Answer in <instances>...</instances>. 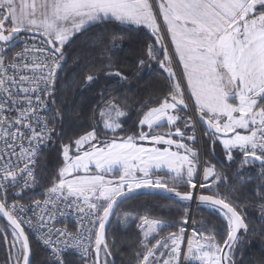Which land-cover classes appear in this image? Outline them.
<instances>
[{
	"label": "snow or ice",
	"instance_id": "6c2138e0",
	"mask_svg": "<svg viewBox=\"0 0 264 264\" xmlns=\"http://www.w3.org/2000/svg\"><path fill=\"white\" fill-rule=\"evenodd\" d=\"M142 27L153 42L125 49ZM93 29L73 87L95 93L96 122L68 135L56 127L65 119L56 104L66 55ZM157 69L166 74L163 88L150 101L136 98L129 132L126 92ZM54 145L62 166L44 198L26 202ZM248 186L251 202L236 195ZM141 194L173 199L183 211L172 224L140 218L131 264H243L242 243L257 235L245 208L258 203L264 221V0H0L4 264H73V250L82 264H117L110 220ZM192 204L222 217L219 240L190 215ZM66 216L77 218L75 230L58 226ZM33 234L47 250L42 261Z\"/></svg>",
	"mask_w": 264,
	"mask_h": 264
},
{
	"label": "trees",
	"instance_id": "16d2710c",
	"mask_svg": "<svg viewBox=\"0 0 264 264\" xmlns=\"http://www.w3.org/2000/svg\"><path fill=\"white\" fill-rule=\"evenodd\" d=\"M99 30L93 29L82 39L77 40L68 49L66 55L65 73L62 77L64 83V92L59 96L56 107L65 114V119L62 123L58 122L57 129H63L68 135H73L75 132H82L85 129L95 124V118L92 116V110L96 107V96L94 92H87L83 89L73 87V82L79 77L78 71L79 62L78 57L84 54L86 46L90 45L98 35ZM134 39L126 40L123 42L124 48L127 49L129 45L134 47L142 46L145 42L152 43L153 38L151 34L142 29H138L132 33ZM126 60H134L135 55L128 52L123 53ZM130 69L125 68V71ZM166 75L160 70L157 71H145L141 73L136 79L131 82V92H126L129 97L130 106L132 111L128 117H125L128 122L125 128L131 132L132 128L136 126V122L139 117V111L135 108L136 98L139 97L143 100L150 101L155 99L161 92L164 85L163 76ZM57 146L54 145L53 151L46 154L45 160L46 171L43 173V182L33 190L32 193L26 197V201L33 199H39L40 195L48 186H50L52 180L56 177L54 173L62 166L60 162L59 153L56 151ZM219 156V153H217ZM210 160L214 158L207 157ZM218 171H224L217 165ZM228 172H234V169H228ZM236 195L241 200L254 201L256 200V193L251 186L245 188L237 187ZM239 202V200L237 201ZM192 207V205H191ZM182 208L177 207L175 201L152 196H142L134 198L117 211L116 215L110 224L107 232V238L110 242H115L116 251L114 252V258L117 264H131V256L133 249L136 247L138 240L141 238V233L137 227L140 223V218L148 216L149 219H160L166 223L172 224L179 219V214L182 212ZM245 212L250 220V228L254 227L257 235L248 236V238L242 243L241 251L237 257L238 261H242L243 264H264V238L259 233L264 232V221L260 220V209L257 204H249L245 208ZM129 216L127 221L124 220L125 215ZM193 217L196 219L198 225L204 224L208 226V231L217 233V238L220 239V235L224 231V221L216 214L204 209L203 207L195 208ZM2 224H6L0 219ZM175 227L169 228L166 231L160 233L161 236L166 235L171 231H176ZM35 250L34 255L37 261H42L46 258L45 254L39 249V247L32 242ZM73 264H82L80 259L69 257Z\"/></svg>",
	"mask_w": 264,
	"mask_h": 264
},
{
	"label": "built area",
	"instance_id": "2783aa9c",
	"mask_svg": "<svg viewBox=\"0 0 264 264\" xmlns=\"http://www.w3.org/2000/svg\"><path fill=\"white\" fill-rule=\"evenodd\" d=\"M166 42H167V41H166ZM167 43H168V42H167ZM17 50H19V49H17ZM53 148H54V146H53L51 149H49L47 153L52 152V151H53ZM43 198H44V197L42 196V197L39 198V199L42 200ZM26 202H27V201H26ZM76 220H77V218H76L75 216H66V217H62V218H60L59 221H58V226H59V227H67L69 230H75V228H76ZM31 239H32V242H33L34 244H36V245L39 247V249H40V250L45 254V256L47 257V250H45V249L42 247V245L39 244V242L36 240L35 234L32 235ZM69 257H74V258L80 259L79 256H78V254H77V252L74 251V250L69 254Z\"/></svg>",
	"mask_w": 264,
	"mask_h": 264
},
{
	"label": "rangeland",
	"instance_id": "374dc122",
	"mask_svg": "<svg viewBox=\"0 0 264 264\" xmlns=\"http://www.w3.org/2000/svg\"><path fill=\"white\" fill-rule=\"evenodd\" d=\"M165 43H167L166 41H165ZM122 119H124V118H122ZM164 131H167V129H164ZM218 171V170H217ZM106 178L107 179H111V178H115V173H112V174H109L108 176H106ZM207 210V209H206ZM209 211V210H208ZM194 212H195V210L193 211V206L191 207V211H190V215L193 217V214H194ZM210 212H212V211H210ZM212 213H214V214H216V215H218L217 213H215V212H212ZM219 216V215H218ZM220 217V216H219ZM221 219H222V217H220ZM223 220V219H222ZM4 226V224H2L1 222H0V227H3ZM167 230V229H166ZM166 230H164V231H166ZM163 232V231H162ZM169 233H167L166 235H164V236H167ZM218 239V238H217ZM219 240V239H218ZM7 255H8V250H7V247L2 243V242H0V264H4V261H5V258L7 257ZM9 264H10V262H9Z\"/></svg>",
	"mask_w": 264,
	"mask_h": 264
},
{
	"label": "water",
	"instance_id": "95a60500",
	"mask_svg": "<svg viewBox=\"0 0 264 264\" xmlns=\"http://www.w3.org/2000/svg\"><path fill=\"white\" fill-rule=\"evenodd\" d=\"M150 34H151L152 38L155 39V38L153 37L152 33H150ZM142 196L161 197V198L168 199V198L163 197V196H153V195H144V194L136 195L134 198H138V197H142ZM134 198L128 199L126 202L121 203V204L119 205V208H120L121 206H123L125 203H127L128 201H130V200H132V199H134ZM169 200L174 201L173 199H169ZM192 206H193V211H194L197 205H196V204H192ZM119 208H118V209H119ZM0 219H2V220L6 223V220H4L3 217H0ZM112 220H113V218H111V220H110V224H111ZM109 227H110V226H109ZM109 227H108V229H109ZM107 232H108V230H107Z\"/></svg>",
	"mask_w": 264,
	"mask_h": 264
},
{
	"label": "crops",
	"instance_id": "0c3cea01",
	"mask_svg": "<svg viewBox=\"0 0 264 264\" xmlns=\"http://www.w3.org/2000/svg\"><path fill=\"white\" fill-rule=\"evenodd\" d=\"M140 29H142V30H146V31H148L149 33H151V31L149 30V29H147V28H140ZM167 41V40H166ZM168 42V41H167Z\"/></svg>",
	"mask_w": 264,
	"mask_h": 264
}]
</instances>
